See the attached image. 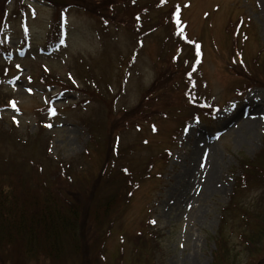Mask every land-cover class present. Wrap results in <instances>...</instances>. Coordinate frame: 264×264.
Here are the masks:
<instances>
[{
	"label": "rangeland",
	"instance_id": "374dc122",
	"mask_svg": "<svg viewBox=\"0 0 264 264\" xmlns=\"http://www.w3.org/2000/svg\"><path fill=\"white\" fill-rule=\"evenodd\" d=\"M81 1L88 8L66 12L59 40L55 8L33 0L7 6L0 28V65L9 69L0 75L5 183L32 197L49 173V195L62 197L61 166L86 177L87 189L68 192L81 206L86 264H131L146 239L155 264H264V235L248 240L241 222L244 208L264 229V185L236 188L244 163L264 154V88L241 77L243 63L250 69L264 60V0H115L125 3L119 13L112 0ZM103 14L125 27H106ZM201 94L217 106L207 118L184 120L205 104ZM94 147L100 151L85 158ZM107 161L112 169L103 175ZM100 193L116 203L102 228Z\"/></svg>",
	"mask_w": 264,
	"mask_h": 264
},
{
	"label": "trees",
	"instance_id": "16d2710c",
	"mask_svg": "<svg viewBox=\"0 0 264 264\" xmlns=\"http://www.w3.org/2000/svg\"><path fill=\"white\" fill-rule=\"evenodd\" d=\"M0 28L2 27L3 20L8 17V9L10 1L12 0H0ZM39 3L46 4L48 7L55 8L57 12V26L54 30L55 34L58 35L61 31L60 23L61 18L66 14L68 10L78 9V10H86L88 8L86 4L81 0H35ZM94 3V0H91ZM141 0L132 1L133 5L136 3L139 4ZM146 1V0H144ZM22 2V0H17L16 3ZM145 3V2H142ZM112 4L116 6V13L118 12V8L121 5H125V3L116 5L117 2L112 0ZM141 5V3H140ZM118 7V8H117ZM146 11V10H144ZM149 11V10H147ZM110 17H114L111 13H115L113 8H109ZM106 15L103 14L104 20H102L107 26L114 27L116 29L125 27L122 22H119L117 19L112 20V24H109V21L106 20ZM109 15V14H108ZM100 19V18H99ZM135 28L141 27V16L139 13L133 15ZM241 19H239L238 24L240 25ZM5 23V22H4ZM146 24L147 21L145 20ZM238 27L234 29L236 32ZM138 29H136L137 31ZM1 33V32H0ZM57 41V40H56ZM242 64V63H241ZM240 64V65H241ZM247 65V64H246ZM246 65L243 63L241 65L243 67L242 72H245L242 78H248L250 84L263 86L264 88V60L261 64H254L250 69H247ZM194 68V67H192ZM255 68H260V72H258ZM41 72L48 74L45 69L41 68ZM242 72L240 74H242ZM9 69L6 66L0 65V75L8 76ZM45 76V74H44ZM43 85H54L50 83L51 81H47L45 79H41L40 81ZM243 91L246 88H249L245 85L244 82L241 81ZM57 86V85H54ZM60 88H67L66 85H59ZM252 88V87H251ZM250 89V88H249ZM239 90V89H237ZM242 91V92H243ZM202 95V94H201ZM198 96V95H197ZM200 96V100L205 103L202 106L196 107L192 112L187 111V117L192 118V120H199L200 113L204 117H209V110L212 112L214 110V104L209 103V101L204 98L206 95ZM47 108V107H46ZM193 108V107H192ZM89 126L96 127V123H92ZM115 142L113 141L111 147V153L114 157L117 156V149H114ZM97 147H94L93 152L91 150H86L84 153L85 158L92 159L93 153H97ZM100 151V149H98ZM167 154V152H166ZM107 161L106 169L103 172V175L106 173L108 166L112 164ZM104 163L102 162L99 166V170L104 167ZM245 174L246 177H240L238 182L236 183V188L240 189L245 184L250 183L252 181L264 185V154L258 157L253 161H246L244 163ZM68 164L61 166V170L63 171V186L66 195L65 196H56L51 197L49 195L50 189L47 185V179L49 173H44V176H39L36 182L39 184L40 192L38 195H34L32 197L23 196L16 194V189L13 188V185L6 184L5 173L0 172V259L5 258L6 254L10 252L9 262L12 261L11 264H20L18 261L13 262L11 254L13 253V258H21V259H52L53 264H86L85 263V254L82 252L83 242L85 240L82 238L84 227L81 226V214L80 207L77 201L73 198L75 196L68 194L69 191L72 190V186H80L82 189H87V178L75 176V172L71 168L70 170ZM110 171H107V174H110ZM121 171L128 176L129 173L126 168H121ZM244 180V181H243ZM134 182L133 178H129V183ZM136 182V181H135ZM104 190L106 188L103 187ZM130 194V193H129ZM99 195V197H98ZM27 197V198H26ZM261 200L264 201V188L262 190ZM96 206L99 207L100 212L104 215V223L99 227L102 228L107 224V217L112 208H115V199L113 197H106L103 194L96 195ZM126 202V201H125ZM127 203V202H126ZM261 210V208H258ZM257 210V209H256ZM249 211L246 209H242L241 215L242 224L247 227V231L244 233V236L248 240H252L254 237H259L264 235V229L258 230L256 227L258 224L255 222L257 218L253 216V214H249ZM260 220L264 222V211L261 213ZM259 219V218H258ZM255 220V221H254ZM112 221V220H110ZM83 225V222H82ZM260 229V228H259ZM258 230V231H257ZM152 235V234H150ZM103 235H101L102 241H104ZM145 242L142 243L141 250L135 248L131 251V264H155L154 254L146 253V250H143L145 247ZM18 251V252H17ZM123 247H120L117 253H123ZM99 255H103V253H99ZM102 257V256H101ZM100 257L101 261H104L103 258ZM14 258V259H15ZM2 259V261H3ZM122 259V258H121ZM119 259V263L122 264V260ZM1 262V261H0ZM9 262H1L3 264H9ZM99 264H104L98 261ZM110 262L106 260V264Z\"/></svg>",
	"mask_w": 264,
	"mask_h": 264
},
{
	"label": "bare ground",
	"instance_id": "6f19581e",
	"mask_svg": "<svg viewBox=\"0 0 264 264\" xmlns=\"http://www.w3.org/2000/svg\"><path fill=\"white\" fill-rule=\"evenodd\" d=\"M255 117H251L249 120H248V123L246 125L243 126V128L241 129L242 131L246 130L247 128L251 127V125L255 122ZM206 179H208L207 182H210L212 180L211 178V175L210 173H207V176H206ZM208 185L210 186L211 183H208Z\"/></svg>",
	"mask_w": 264,
	"mask_h": 264
},
{
	"label": "snow or ice",
	"instance_id": "6c2138e0",
	"mask_svg": "<svg viewBox=\"0 0 264 264\" xmlns=\"http://www.w3.org/2000/svg\"><path fill=\"white\" fill-rule=\"evenodd\" d=\"M30 91V90H29Z\"/></svg>",
	"mask_w": 264,
	"mask_h": 264
}]
</instances>
